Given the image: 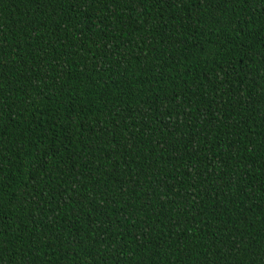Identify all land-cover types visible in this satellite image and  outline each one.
Returning <instances> with one entry per match:
<instances>
[{"label": "trees", "instance_id": "16d2710c", "mask_svg": "<svg viewBox=\"0 0 264 264\" xmlns=\"http://www.w3.org/2000/svg\"><path fill=\"white\" fill-rule=\"evenodd\" d=\"M0 264H264V0H0Z\"/></svg>", "mask_w": 264, "mask_h": 264}]
</instances>
